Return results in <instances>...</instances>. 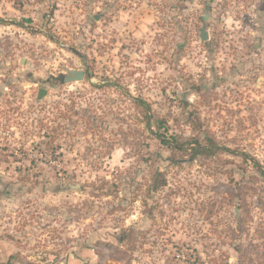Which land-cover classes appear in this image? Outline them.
<instances>
[{
  "label": "rangeland",
  "instance_id": "1",
  "mask_svg": "<svg viewBox=\"0 0 264 264\" xmlns=\"http://www.w3.org/2000/svg\"><path fill=\"white\" fill-rule=\"evenodd\" d=\"M1 19L0 264H264V0H0Z\"/></svg>",
  "mask_w": 264,
  "mask_h": 264
},
{
  "label": "trees",
  "instance_id": "2",
  "mask_svg": "<svg viewBox=\"0 0 264 264\" xmlns=\"http://www.w3.org/2000/svg\"><path fill=\"white\" fill-rule=\"evenodd\" d=\"M0 22L4 23V20L1 19ZM197 89L199 90L200 88H197ZM137 102L144 110V115H145L147 125L151 126L153 114H152V110H151L152 108H151L150 103L147 102L146 100H137ZM159 125L164 126L165 124L163 121H160ZM152 133L155 135L157 139H159L160 143L164 146H167L169 148H176L180 151H186V150L190 151L192 159H195L196 157L200 155L210 156L214 153L216 149L215 147L216 143L211 138H208V142H209V145H208V144L203 143V141H201L198 138L182 139L183 141L180 142V137L178 135H170L168 132H166L165 134L161 132H152ZM261 173L264 176V171H262ZM163 179H164V175L158 171L155 174L154 190L158 189L159 181L161 182L163 181ZM127 236H128L127 234L122 235L119 238V240L123 242L125 241ZM237 251H241V248L238 247ZM245 257L246 256H244V259Z\"/></svg>",
  "mask_w": 264,
  "mask_h": 264
},
{
  "label": "water",
  "instance_id": "3",
  "mask_svg": "<svg viewBox=\"0 0 264 264\" xmlns=\"http://www.w3.org/2000/svg\"><path fill=\"white\" fill-rule=\"evenodd\" d=\"M207 11L205 12L203 16V21H202V26L199 29L200 31V40L202 42H206L209 39V33L206 29V24L205 22L209 19V10L210 6H207ZM86 77V72L82 69L80 70H68L67 74H64L63 77L60 78V82L63 83H71V82H76V81H83L85 80ZM47 94L46 89H41L39 92V96H44Z\"/></svg>",
  "mask_w": 264,
  "mask_h": 264
},
{
  "label": "flooded vegetation",
  "instance_id": "4",
  "mask_svg": "<svg viewBox=\"0 0 264 264\" xmlns=\"http://www.w3.org/2000/svg\"><path fill=\"white\" fill-rule=\"evenodd\" d=\"M208 40H209V39H208ZM207 42H208V41H207ZM207 42H206V43H207Z\"/></svg>",
  "mask_w": 264,
  "mask_h": 264
}]
</instances>
